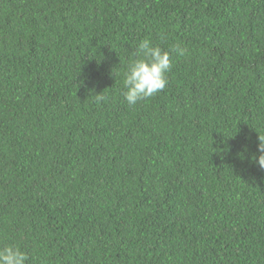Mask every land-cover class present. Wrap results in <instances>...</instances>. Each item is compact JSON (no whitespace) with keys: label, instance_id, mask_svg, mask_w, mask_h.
Returning <instances> with one entry per match:
<instances>
[{"label":"trees","instance_id":"trees-1","mask_svg":"<svg viewBox=\"0 0 264 264\" xmlns=\"http://www.w3.org/2000/svg\"><path fill=\"white\" fill-rule=\"evenodd\" d=\"M145 38L172 67L130 106ZM258 136L264 0H0V248L26 264H264Z\"/></svg>","mask_w":264,"mask_h":264},{"label":"clouds","instance_id":"clouds-1","mask_svg":"<svg viewBox=\"0 0 264 264\" xmlns=\"http://www.w3.org/2000/svg\"><path fill=\"white\" fill-rule=\"evenodd\" d=\"M177 56H184L186 49L177 46ZM134 58L123 71V89L121 95L130 106L141 100L153 97L163 91L168 83L166 73L171 70L172 61L169 53L145 38L136 46ZM97 101L106 99L97 94ZM257 155L251 157L252 162L264 169V136H258ZM28 255L16 246L0 248V264H26Z\"/></svg>","mask_w":264,"mask_h":264}]
</instances>
